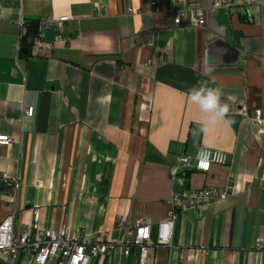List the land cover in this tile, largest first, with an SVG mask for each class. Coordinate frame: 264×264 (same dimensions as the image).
<instances>
[{
    "label": "crops",
    "instance_id": "1",
    "mask_svg": "<svg viewBox=\"0 0 264 264\" xmlns=\"http://www.w3.org/2000/svg\"><path fill=\"white\" fill-rule=\"evenodd\" d=\"M151 1L0 0V134L12 138L0 145V172L20 182L15 196L0 183V222L13 213L16 234L66 227L119 243L128 236L119 220L142 218L150 264H264L255 249L264 238V121L252 119L264 111V5L201 0L205 25L189 28L161 9L186 0ZM64 15L73 19L62 32L45 30L49 50H22L23 27ZM198 81L220 87L230 106L204 131L188 98ZM199 147L224 151L228 163L171 180L176 157ZM229 185L225 200L178 214L171 245H155L173 193ZM137 262L135 247L117 246L89 264Z\"/></svg>",
    "mask_w": 264,
    "mask_h": 264
},
{
    "label": "built area",
    "instance_id": "2",
    "mask_svg": "<svg viewBox=\"0 0 264 264\" xmlns=\"http://www.w3.org/2000/svg\"><path fill=\"white\" fill-rule=\"evenodd\" d=\"M253 3L264 5V0H240L242 7H249ZM155 0L150 2L151 7H156ZM213 8L233 7L226 0H215ZM106 8H94L93 13L100 15ZM167 18L174 26L185 25L189 28H201L205 25V9L201 0H186L182 4L171 6L161 5ZM130 11V8L127 9ZM73 19L70 16H46L36 22L37 30L31 40L33 52L41 50L45 52L51 48V44L44 40L45 30L53 27L62 32L64 23ZM25 25V24H24ZM26 29L23 27V34ZM33 107L28 106L24 110V116H33ZM244 114L247 113L245 112ZM252 119L264 121V111L256 109L253 111ZM12 138L8 134H0V145H9ZM227 153L208 147H199L193 154H180L176 157V163L169 167L171 180L184 179L192 170L208 172L213 164L224 165L228 163ZM0 183L4 184L6 190L15 196L20 188L17 178L10 177L0 172ZM233 186L224 189L215 187H203L201 189H187L173 193L169 200V210L166 216L157 223L155 232V245H171L174 226L179 213L193 209L199 211L209 202H220L225 200ZM14 214L11 213L0 222V264H14L20 254L30 256V264H89L92 257H104L112 252L117 246H122L125 252L135 247L138 253L137 264H150V250L152 239L151 224L142 219L125 220L121 218L119 225L128 230V236L119 243L109 241L104 237H98L94 241H88L79 234H70L66 227L61 229L48 228L39 230L35 235L28 232L16 234L14 232ZM255 249L264 252V238L256 242Z\"/></svg>",
    "mask_w": 264,
    "mask_h": 264
},
{
    "label": "clouds",
    "instance_id": "3",
    "mask_svg": "<svg viewBox=\"0 0 264 264\" xmlns=\"http://www.w3.org/2000/svg\"><path fill=\"white\" fill-rule=\"evenodd\" d=\"M208 84V81H198L199 86H193L188 93L190 102L197 106L202 114L203 119L199 125L201 131L224 122L230 111L229 104L222 101L224 96L222 89L209 87Z\"/></svg>",
    "mask_w": 264,
    "mask_h": 264
},
{
    "label": "trees",
    "instance_id": "4",
    "mask_svg": "<svg viewBox=\"0 0 264 264\" xmlns=\"http://www.w3.org/2000/svg\"><path fill=\"white\" fill-rule=\"evenodd\" d=\"M31 24H33L34 27H32ZM30 25H31L30 29L28 28V26H29L28 25L27 28H26V33H25V35L22 38V50H24V51L25 50L28 51L30 49L31 40L35 36L36 30H37L36 23H30Z\"/></svg>",
    "mask_w": 264,
    "mask_h": 264
}]
</instances>
